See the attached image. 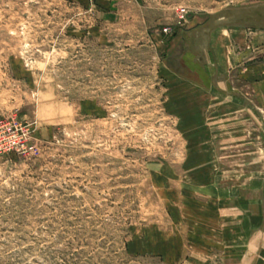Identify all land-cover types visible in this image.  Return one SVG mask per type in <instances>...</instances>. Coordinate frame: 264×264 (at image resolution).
<instances>
[{
  "label": "rangeland",
  "instance_id": "1",
  "mask_svg": "<svg viewBox=\"0 0 264 264\" xmlns=\"http://www.w3.org/2000/svg\"><path fill=\"white\" fill-rule=\"evenodd\" d=\"M262 61L264 0H0V264H264Z\"/></svg>",
  "mask_w": 264,
  "mask_h": 264
},
{
  "label": "crops",
  "instance_id": "2",
  "mask_svg": "<svg viewBox=\"0 0 264 264\" xmlns=\"http://www.w3.org/2000/svg\"><path fill=\"white\" fill-rule=\"evenodd\" d=\"M235 39L237 42L239 41L243 46H245L248 41V32L242 28L232 29V27L229 28L227 25H220L212 34L210 39V41L213 42L212 48L214 51H217L218 49V51H220V53H216V56L221 61H218L220 66H222L221 71L223 70L224 72H228L233 64L232 60L229 58L231 49H228V47H230L229 43L233 44ZM226 52L229 54L227 55ZM186 58H190L192 60L189 62L187 61L190 66L196 64L193 60V54L189 53ZM237 67V72L240 76L251 82L258 94L264 95V61L255 65H238ZM198 69L200 72L202 71L201 65H198Z\"/></svg>",
  "mask_w": 264,
  "mask_h": 264
},
{
  "label": "built area",
  "instance_id": "3",
  "mask_svg": "<svg viewBox=\"0 0 264 264\" xmlns=\"http://www.w3.org/2000/svg\"><path fill=\"white\" fill-rule=\"evenodd\" d=\"M3 141H4V140H3V139H1V137H0V143H2ZM13 143H14V144H16V143H17V141H16V140H13V141H11V142H10V145H12Z\"/></svg>",
  "mask_w": 264,
  "mask_h": 264
}]
</instances>
